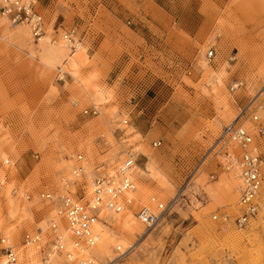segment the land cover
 <instances>
[{
	"label": "rangeland",
	"instance_id": "obj_1",
	"mask_svg": "<svg viewBox=\"0 0 264 264\" xmlns=\"http://www.w3.org/2000/svg\"><path fill=\"white\" fill-rule=\"evenodd\" d=\"M31 1L45 18L40 43L0 19V236L21 249L26 233H50L56 202L41 194L61 192L72 153L93 167L145 143L154 165L139 150L140 201L170 204L142 238L138 220L129 234L106 216L98 246L119 257L112 264H264L262 232L234 224L238 180L224 155L241 150L222 140L243 110L244 127L256 128L254 114L264 122V0ZM73 26L71 51L62 35ZM42 249L36 258L48 262Z\"/></svg>",
	"mask_w": 264,
	"mask_h": 264
},
{
	"label": "bare ground",
	"instance_id": "obj_2",
	"mask_svg": "<svg viewBox=\"0 0 264 264\" xmlns=\"http://www.w3.org/2000/svg\"><path fill=\"white\" fill-rule=\"evenodd\" d=\"M0 19H3L10 23V21H8L6 17H3L1 14H0ZM44 21H45V18H44ZM11 25L21 26L22 28H25L30 33L31 37L35 39L31 33L30 27L26 23L11 24ZM69 32L72 33V38L75 40L73 43L70 42L68 38H66V35ZM45 37H46V23H45V35L41 37L39 41L37 40V43H40ZM62 39L64 40V42L70 48L71 51H74L79 47L80 42L77 39V28L75 26H73L72 28L68 30H65L62 35ZM51 42L56 43L57 40L55 38H52ZM45 49H46L45 52H46L47 60L49 59L48 61H51V60L54 61L55 59H57L56 57L57 48L46 47ZM81 54L77 56L80 57ZM212 55H213V52H211L210 56ZM61 75L63 74H61V71H60V76ZM236 86H238V84ZM258 97H259V94L254 96V98L251 100V104L249 108H251L257 102ZM88 112L89 110H85V113H88ZM91 112L93 114H97L98 110L94 109ZM242 116H243V112L240 113L235 118V120L232 122L239 124L240 118ZM128 122L129 120L126 119L125 123L128 124ZM239 125H242V124H239ZM246 129H249V128H246ZM249 130L255 131L256 128L249 129ZM222 140H226L229 143L231 142L235 144L238 148H240L238 144H236L233 140H231L228 134L226 133H222ZM258 140L259 138L256 139L257 144L264 142V139L260 141ZM158 141H160L162 145L163 143L162 140L156 139L152 142V146L154 147L153 143L158 142ZM131 148H132V151H134L137 154V159L131 167L123 166L125 164V161H126L125 159L128 155V152L130 151ZM138 148L140 151H142L144 155L148 157L149 163L153 166L154 158H152V155L147 149L146 144L142 143L138 146ZM252 148H253V145H251V149ZM139 150H137L134 146L131 145L128 148H125L124 150H122L119 156L117 157V159L114 160L113 162H110L108 159H106L99 163L94 164L93 167L92 165L89 164L87 157L82 152L72 153L70 156V159L72 161L71 175L69 177L61 178V184H62L61 192L56 194L54 192L45 191V192H42L41 194V198L49 200V202L51 201L56 202V207H57L55 211L56 214H55L54 219L50 221V226H49L50 233L46 232L47 229L42 231V228H40L37 232H34V233H26L25 236L30 235L33 240L30 241L29 243H26V242L24 243L23 241V245L22 247H20L21 249L17 247V245L14 243L13 239L10 236L4 235L5 237H7L9 240H11L14 243L18 251V264H24L22 262L23 257L28 261V264H49L50 262H51L50 264H79L80 260L90 262V264H112L119 257L113 256L114 258L112 259V257L109 256V254H107L106 252H102V249H101L102 246H100V248L98 246L99 244L101 245V243L103 242L102 235H104V233L102 232L104 230V226H110L109 225L110 221L106 218V216L110 217V220L114 219V221L112 222L113 226L121 227L124 232H127L129 234H133L137 230H140L138 224H140L139 222H141L145 226V232L140 236L141 238L143 237V235L147 234V232L152 230V228H154L163 218L165 212L168 210L170 203L161 202V200L157 199L156 196H153L150 199H148V203H143L142 201H140V200L145 199L146 192L140 191L138 193L137 191L138 190L137 184L140 182V180L137 181L136 179V169L138 167V161H139L138 156L141 153ZM240 150H241L240 154H236L234 151H227L224 155V158H226L227 160H229V158L233 160V165L231 166V168H227L226 166L227 160H226V163H225L226 170L235 174L238 180V184H237V188L235 189V192L238 195L237 204L239 206L240 213L237 216L241 215L244 212L242 208L240 207L241 206L240 205V194H241L240 187L242 184V178L240 175L241 171H240L239 164L243 156V151L241 148ZM205 160H206V157L204 161L201 162V165H203ZM6 163L10 164L11 162L10 160L7 159ZM99 167H102L105 169L104 172L107 175H109L108 178L117 179V172L119 170V171H123L126 174H128V176L134 182L133 188L125 190L123 192V195H120L118 199L114 201L115 203H117V206H119L120 208L119 211L109 207L108 205L109 196L106 193L100 194L101 199L99 200L98 203L95 202L94 207H93V200L94 198L96 199L97 197L95 177H96L97 170H100ZM198 169L200 170V165ZM1 185L2 184L0 181V187ZM18 192L19 190L15 188L12 191L13 196H15L16 198H19ZM25 197L26 199H30L29 194L25 195ZM63 198H66V200L70 202V205L75 206L78 204L79 216H78L77 222L75 223V229H73V227L71 226L70 220L68 216L66 215V213L61 212L62 206L64 207L66 206V202L64 203ZM160 203H163L167 209L166 210L160 209L159 208ZM144 207H148L152 212L156 213V215L160 217L159 221L156 224L152 225V227H149L147 224H145V222L138 216L139 212ZM21 209L22 211H24V207ZM92 213L96 215L95 219L93 220H92ZM85 215L91 219L90 226L94 234V240H95L92 245L89 243L88 246L85 245L86 239L84 238H82L79 242H77L78 241L77 237L74 234V232L75 233L84 232V222H85L84 216ZM72 218L75 219V216L73 215ZM55 219L58 222H56ZM214 219H218V215H214ZM236 219L237 217L234 220V224L239 230H247L249 228L254 227L256 229H259L262 232V235L264 238V216H259L256 220H252L251 224L247 228H244V229L240 228L237 225ZM12 230H14L15 233H17L20 229H18L17 226H15ZM43 233L45 234L42 235ZM8 234H11L10 231L8 232ZM50 234L52 236L51 242H50ZM25 236H24V239H25ZM56 239L59 242V245L57 247H56V242H55ZM39 246H40L41 254H44L42 252L43 250L42 247L49 248L48 249L49 251L45 253L46 259H48V262L43 261V259L40 260V257L36 258V255L38 254L37 252H38ZM134 246L135 244H129V246L125 248L123 254H125V252H131L132 250H134L135 249ZM118 247L120 249H118ZM116 249L117 251H121L123 249L122 245L118 244L116 246ZM21 250H22L23 255L21 254ZM100 255H102L103 257L109 258L110 261L105 263L101 259ZM0 259H1L0 264H6V258L2 256L1 254H0Z\"/></svg>",
	"mask_w": 264,
	"mask_h": 264
},
{
	"label": "built area",
	"instance_id": "obj_3",
	"mask_svg": "<svg viewBox=\"0 0 264 264\" xmlns=\"http://www.w3.org/2000/svg\"><path fill=\"white\" fill-rule=\"evenodd\" d=\"M35 2L29 0H0V14L6 17L11 24L26 23L30 29L35 40H40L45 35V21L41 13L36 10ZM66 38L70 42L75 40L72 38V33L69 32ZM241 86L243 83H237ZM233 89V87H232ZM245 110H243L244 112ZM253 120L256 124V130L246 129L244 126L238 123L232 122L226 125L223 129V133L228 134L229 138L233 140L243 151V156L240 161V175L242 178V184L240 187V207L244 211L241 215L237 216V225L244 229L247 228L252 220H256L259 216H264V142L257 144L258 141L264 139V122L261 121L259 115L254 114ZM257 132V133H255ZM257 144V145H256ZM154 147L161 145V142H154ZM251 145L253 148L251 149ZM231 157V156H230ZM137 159V154L132 151V148L128 152L125 164L123 166L131 167ZM233 160L229 158L227 160V168H231ZM100 170L96 172V191L97 197L93 200L94 203H98L101 199V193H106L109 196L108 205L112 209L120 210L117 203L114 201L118 199L120 195H123L125 190L134 187L132 179L123 171L117 172L116 178H108L104 171L105 169L99 167ZM64 199L66 206H62L61 212L66 213L68 216L71 226L75 229V223L79 216L78 204L73 206L70 202ZM160 209L166 210L167 208L163 203H160ZM75 216V219L72 216ZM138 216L147 224L149 227L156 224L160 217L156 213L152 212L148 207H144L138 214ZM96 215L92 213V220L95 219ZM90 218L84 216V232H74L77 237V242L82 238L86 239L85 245L94 243V234L90 226ZM41 232V231H40ZM33 239L30 235H26L24 243H29ZM56 247L59 245L56 239ZM118 249H120L118 247ZM0 254L6 258V264H18V251L14 243L4 235L0 236ZM79 264H90L80 260Z\"/></svg>",
	"mask_w": 264,
	"mask_h": 264
},
{
	"label": "crops",
	"instance_id": "obj_4",
	"mask_svg": "<svg viewBox=\"0 0 264 264\" xmlns=\"http://www.w3.org/2000/svg\"><path fill=\"white\" fill-rule=\"evenodd\" d=\"M231 191H232V188H231ZM234 192V191H233Z\"/></svg>",
	"mask_w": 264,
	"mask_h": 264
}]
</instances>
